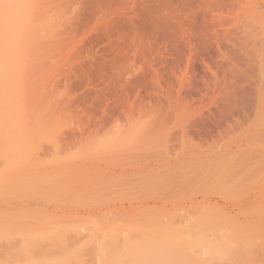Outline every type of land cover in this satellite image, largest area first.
<instances>
[{
    "label": "rangeland",
    "instance_id": "1",
    "mask_svg": "<svg viewBox=\"0 0 264 264\" xmlns=\"http://www.w3.org/2000/svg\"><path fill=\"white\" fill-rule=\"evenodd\" d=\"M34 6L44 25L33 33L21 87L31 122L38 120L32 153L45 170L31 158L43 173L28 167L21 173L33 177L28 184L21 186V175L18 188L2 186V210L78 227L64 242L77 245L103 235L123 240L131 222L154 210L192 221L201 206L217 204L236 220L250 219L253 253L244 247L247 257L239 255L264 264V0ZM89 244L82 258L93 263L106 246ZM7 248L2 241L0 252ZM225 250L211 252L213 264H246Z\"/></svg>",
    "mask_w": 264,
    "mask_h": 264
},
{
    "label": "bare ground",
    "instance_id": "2",
    "mask_svg": "<svg viewBox=\"0 0 264 264\" xmlns=\"http://www.w3.org/2000/svg\"><path fill=\"white\" fill-rule=\"evenodd\" d=\"M35 10L34 0H0V243H2V241L8 243V248L3 253L0 252V264H209L210 262V264H213L212 254L214 253V250L216 251L219 249L224 251L225 248H227L225 251L228 252L229 246L225 247L226 244L232 245V247L230 246L232 251L229 250L230 252L228 253L229 255L231 253L232 256H230L232 259L235 258V262H238V260L240 261V259L242 260L244 257V255L243 257L240 256L242 254H240V252L243 251L244 247L247 249L246 251H248V255L251 256L253 253V246L252 241L250 240H253L255 234L250 232V229L252 230L253 228L251 226L252 224L250 223V219L248 217L246 218L247 220L244 218L246 222H243L240 218L239 220L241 221L236 220L238 219V217L236 218L237 215L235 216V219L229 212H227L229 213L227 214L224 212L225 210L222 211L223 207L217 205L216 203L217 207H211L210 203V207L207 205L208 203L206 204L208 207L205 205L206 209L201 206V210L199 209L198 211L200 213L197 212V215L194 213L192 217L195 215L196 218L197 216H204L202 218L199 217L196 220L194 217L192 219L194 223L189 220V217L188 219L185 218L186 220L184 218L176 220L174 217L172 221L166 213L161 217L158 213L160 211L154 210L149 212L150 214H142L144 218L142 216L141 218L138 217L140 220H145V222L140 220L138 221L137 218L136 222H131L132 224L135 223L134 229L136 230L132 228L133 225H130L129 228L131 227V231L127 236H125L126 238H123V240L122 238L119 240L120 238L112 235H103V237L97 239L96 237H93L91 240H88L90 241V244L102 243L106 246L105 253L100 254L98 256V260L93 263L84 262L82 258L85 253L84 251L87 249L89 244L88 241H85L87 245H85V242L82 244L77 243V245L73 242L71 244L72 246L64 244L66 240L65 234L70 231L72 234H79V229H77L78 227L67 228L66 226L61 225L60 222L58 223L56 219H54V221L51 219L52 217H46L47 215L42 217L39 216L36 220H32L33 218L31 216L27 218L25 213H9L2 210L1 200L3 187L10 186V188L16 189V187L18 188L20 185H17L16 187L15 185L23 182V180H27L26 177H28L30 172L37 171V174L33 172L31 173L35 176L38 174L40 175V172H42L40 168L37 170V167L33 165L32 162L29 166V160L32 158V160L35 161L33 163L37 164L38 167L40 165L42 168L40 164L42 162L36 156L37 152L32 153L35 148V151L37 150L36 146L41 138L37 135V137H39L36 138L38 142L35 138L34 140L31 138V136L35 135V130L37 129L38 131V120L34 121L36 123L31 122L30 116H33L34 113L30 109L29 113L26 110L21 87V78L29 56L28 50H30L29 48L32 44L31 41L33 39V33L36 27L44 25L43 21L34 18L36 14ZM257 10L259 9L257 8ZM257 10L256 12L260 11ZM255 14L258 13H254V15L251 14L252 17L250 16V18H253L254 16L253 20H257L256 18L259 20L260 17L258 16H261L262 14ZM245 28L246 25L243 29ZM241 31L243 32L244 30H240L239 34ZM245 31L247 32V29H245ZM252 37L255 39L253 40L254 45L259 44L257 41L261 39L260 35L258 36L260 39H256L257 37L255 38L254 35ZM28 126L32 127L30 128V131L32 132H30V136H28ZM46 140H51L49 142L53 141L51 137L46 138ZM102 145L103 144H101V146ZM105 145L107 144L105 143ZM101 146L99 145L100 148L106 147L104 145L102 147ZM31 154L36 157H31ZM37 162H39V164ZM28 167H31V169L35 168L30 170ZM26 168L29 169V174L25 177L22 174L25 173L26 175ZM44 170L45 169H43V172ZM21 175L22 178L25 177V179H21ZM19 177V181H22L19 182L17 180L19 182L17 183L15 179H18ZM31 178H29L28 181ZM28 181L25 182L28 184ZM26 183L23 182L21 186H25L24 184ZM13 184L15 185L13 186ZM205 210L206 214H203ZM209 210L212 212H209ZM155 211L157 212L155 213ZM153 213H155L154 216ZM156 215L161 218L156 219ZM229 215L232 217H229ZM165 217H167V219L163 220ZM180 220H183L184 222H179ZM174 222L179 223L176 225ZM188 222L192 223L189 224ZM240 222H243V224ZM248 222L250 223L249 225L251 228L246 226ZM180 223L189 224V227H185L184 229ZM243 226L247 228H242ZM226 227H231L228 228L230 231ZM245 229L249 232L247 230L246 232ZM190 230L191 233L189 232ZM218 230L222 231L224 234ZM242 230L246 233V238L244 237V232L241 233ZM217 231L218 233H216ZM135 232H140L138 234L136 233L140 236L136 237ZM227 232H229L231 236L230 234H227ZM248 233H250V235H248ZM204 234H206V236ZM239 234L243 237L242 239L239 237ZM214 235H216V238ZM225 235H227L228 238H226ZM233 237L235 238L233 239ZM206 238L208 242L206 241ZM245 239H248V243L244 242ZM223 240L226 243H224ZM226 240H228V242ZM221 241L224 244L221 243ZM209 242L211 244H209ZM229 242L233 243L229 244ZM206 243L211 246H208ZM233 244H235V246ZM246 244L248 245L246 246ZM198 246L203 249L209 247V252L207 248V251L204 249L207 252L204 255L202 252L203 249L201 251ZM221 246L223 249H221ZM193 247H198L200 252H197V248L194 250ZM83 248L84 251H82ZM190 248H193L195 252ZM233 248L238 249L236 251ZM248 249L252 253L249 252ZM246 251H243L245 256L247 255L245 253ZM206 256L209 257L207 259L209 260L207 263ZM203 257H206L205 260ZM244 259L246 263V258L244 257ZM244 259L242 261H244ZM249 260H251V258H249ZM251 263L247 260L246 264Z\"/></svg>",
    "mask_w": 264,
    "mask_h": 264
}]
</instances>
